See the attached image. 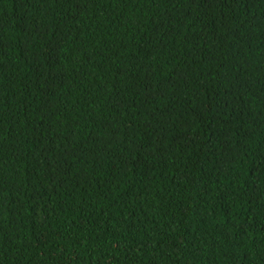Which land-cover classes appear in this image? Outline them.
Instances as JSON below:
<instances>
[{"label": "trees", "instance_id": "trees-1", "mask_svg": "<svg viewBox=\"0 0 264 264\" xmlns=\"http://www.w3.org/2000/svg\"><path fill=\"white\" fill-rule=\"evenodd\" d=\"M0 264H264V0H0Z\"/></svg>", "mask_w": 264, "mask_h": 264}]
</instances>
